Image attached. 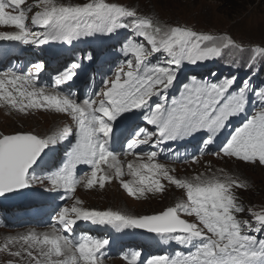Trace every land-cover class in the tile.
Listing matches in <instances>:
<instances>
[{"label": "snow or ice", "instance_id": "obj_1", "mask_svg": "<svg viewBox=\"0 0 264 264\" xmlns=\"http://www.w3.org/2000/svg\"><path fill=\"white\" fill-rule=\"evenodd\" d=\"M24 0H0V25L14 26L18 32H0V41H20L23 44L44 45L49 42L71 43L73 40L101 32L111 34L119 29L131 27L135 35L142 37L149 45L132 44L124 55L129 53L134 59L127 60L124 67L114 74V79L105 80L107 90H102L99 100L85 98L82 103L74 98L55 92L46 94L43 88L36 86L37 74L43 64L34 65L35 71L29 69L25 75L9 71L0 77V100L23 112L26 108L46 107L57 113H67L76 123V141L68 153V160L58 171L43 178H28L29 169L49 145L66 139L71 128H64L46 138L35 134L19 133L0 136V196L18 191L30 184H43L48 181L52 189L63 188L74 191L80 183L75 178L78 165L91 166V178L86 187L92 188L97 180L101 166L116 167L109 163V158L116 161V155L109 150L112 126L122 113L134 109L148 108L153 97H160V102L151 103L144 119L148 125L155 126L156 132L141 128L134 139L126 145L127 152H134L139 146L153 142L155 145L175 141L177 138L194 136L206 130L209 135L204 138V146L214 142V137L226 128L230 118L244 114L251 90L260 101H264V88L250 87V81H244L238 90L229 92L236 82V77L225 78L220 82H208L192 79L184 83L178 98L168 102L167 93L174 85L183 63L196 65L209 59L219 57L221 50L236 46L228 37L217 38L212 35L198 34L181 27L164 30L153 27V22L137 19L131 25L121 22L122 18L135 17L136 13L126 7L93 0L83 6H58L53 0H40L37 11L31 18V25L39 26L42 31L32 32L25 21L31 7L24 9ZM12 5V12L6 8ZM264 54V48L256 49ZM165 53L167 66L149 65L148 57L154 53ZM78 67L73 64L72 68ZM74 72L66 69L54 77L57 86L71 81ZM20 87H16L17 84ZM7 85H12L13 91ZM142 137V138H141ZM225 157L238 158L245 162H258L264 165V108L247 118L242 126H237L226 143L220 149ZM219 155V153H217ZM156 152L148 154V161H153ZM130 174L137 177L141 187H132L123 183V188L130 195H143L145 191H162L164 186L160 178L167 180L178 189L186 190L187 203H177L159 214L133 217L119 211L86 210L73 205L62 208L56 215L51 235L44 234L43 239L35 234L22 237L30 242L29 248H38L42 258H36L35 264H102L103 249L109 243L107 239L81 237L79 240L57 234L69 232L78 221H89L100 225H118L121 228L146 230L154 234H171L179 245H192L195 251L184 255L176 253L175 257L166 255L153 256L146 264H264V239L244 232L240 222L232 214L243 209L235 203L231 189L236 182L230 177L220 179L193 180L178 179L169 174V170L157 163L128 164ZM147 172L150 175H145ZM116 175H123L116 167ZM110 179L99 176L100 187ZM239 186V185H237ZM79 203V202H77ZM181 213L198 218L202 227L181 218ZM254 231L264 230V214L256 216ZM205 229L207 230L205 232ZM210 233L211 235H208ZM78 253V255H77ZM19 255L18 252L13 253ZM32 257L33 252L28 251ZM141 256L133 252L129 264H137ZM64 257V259H59ZM55 258V259H54ZM128 259L127 257H125Z\"/></svg>", "mask_w": 264, "mask_h": 264}, {"label": "rangeland", "instance_id": "obj_2", "mask_svg": "<svg viewBox=\"0 0 264 264\" xmlns=\"http://www.w3.org/2000/svg\"><path fill=\"white\" fill-rule=\"evenodd\" d=\"M92 2L93 0H53L54 4L65 7L83 6L86 3ZM103 2L126 7L128 10L136 13V16L133 18L150 20L154 26L164 30L172 27H181L186 30L195 31L198 34L232 39L236 46L222 49L221 55L223 56L215 57L219 58V61L212 60L215 58L209 59V66L212 63L214 64L209 67L210 69H207L208 71L204 72L206 74H214L217 64L223 68V66H226V62L234 60V72L231 71L230 67L224 68L220 72V74L222 73L220 77L230 76L237 78L234 84L235 87L233 86L234 88L240 87L244 81L250 80V74L256 71L251 69V65L255 64L253 61L262 60L264 63V54L256 51L258 48H264V0H242L241 2H235V0H103ZM39 4L40 0H24V4L21 5V8L24 9L31 7V11L27 13L28 18L25 23L32 32L43 30L39 26L31 25V18L37 11L43 10L39 7ZM12 8L13 6L9 5L6 11L12 12ZM126 18H122L121 22L130 25L129 22L125 21ZM2 20L3 17L0 16V21ZM18 31L19 29L14 26L0 25V32ZM129 39L130 41H134V43L144 44L149 50L151 48V45L147 41L135 35L131 27L116 30L111 34L97 32L90 36L75 39L71 43H47L48 47L57 46L60 49V53L54 58L51 74L45 72L48 66L37 74L36 86L38 87L43 83L47 87L46 89L61 88L64 95L69 98H78L79 103H82L85 98L99 100L101 96L97 95V93L107 90V85L104 81L114 79V74L122 66L127 70V60L134 59L131 53L128 56L124 55L125 50L131 46L129 43H124V40L127 41ZM1 43H8L9 46L12 45L9 51L10 53L13 49L11 59H5L8 63L7 67H10V63L14 60L21 61L25 58V55L20 56L17 51L23 45L22 42L0 41ZM111 48H115V50H111ZM77 51H83L85 56L83 60L75 62L72 56ZM88 51H90V54H87ZM0 53L1 57L3 52L0 51ZM95 53L98 62L92 60ZM259 56L261 58H258ZM166 59L167 54L163 52L154 53L148 57L147 62L151 64H165L164 61ZM34 63L36 62L34 61ZM73 64H78V67L72 68ZM193 66L187 62L183 63L174 85L168 90L167 97L169 103L173 98H178L179 96L182 88V85H179L180 79L186 78L187 80L190 78L189 74H195L196 69ZM66 69L74 72L72 80L60 86L55 85L54 77ZM187 69H189L188 73ZM240 70H244V73H241V77ZM27 72L28 70L21 72V74L25 75ZM3 74L4 72H2L0 77ZM254 85H256V90L264 88L258 86L255 80L251 81L250 87L254 89ZM16 87H20V84L18 83ZM7 88L13 91V95H16L12 85H7ZM256 99L255 96L250 100L248 99L245 113L239 117L230 118V122H226V128L218 133L214 137V142L207 147L204 146V138L209 135L206 130L194 136L177 138L175 141L161 143L159 146L155 145L154 137L153 142L147 146V149L149 150V154L156 152L157 156L153 161L147 160L138 162L135 165L157 163L168 169L170 175L184 180H193L197 176H200L202 179L216 178L220 180L230 177L236 182L231 189L232 194L236 198L235 203L243 209L241 212L233 211L232 213L240 222L242 234L247 232L248 234L257 236L258 239H264V230L259 233L254 231L257 225L256 216L264 214V165H261L258 159L256 162H245L238 158L225 157L220 151L224 143H226V139L234 132L235 127L242 126V123L247 118H250L264 108V103L257 102ZM157 102H160V97H153L149 107L146 109H150L151 103ZM5 104L9 108H13L7 102L0 100V106ZM14 109L18 113L10 112L11 115L0 110V136L27 133L35 134L40 138H46L64 128L72 129V133L66 139L47 147L40 162L50 163L49 167H46L50 171V174L62 168L68 160V153L71 151L72 145L76 141L75 132L77 125L75 121L67 113H54V109L51 111H37L39 108H26L23 112L19 111L18 108ZM135 110L137 109L131 110L129 113ZM142 116L143 111H141L140 116H131L129 114L126 118H120L112 128V140L109 143V150L116 155V161H109V163L115 164L121 171L123 167L120 164H123V166L128 165L129 160H122L123 157L118 153L127 152V143L135 138L139 129L144 128L148 132H156L155 126L148 125ZM121 120L127 123L118 130ZM220 143H222L221 146H219ZM54 164H56L55 167H53ZM116 167L111 172L112 174L116 173ZM45 171H42L38 166L28 175V178L30 181L32 178H43L44 175L48 174H45ZM84 174H87V177L91 178V175H88L87 172H84ZM112 174L107 175L110 179L106 180L107 183L104 182L103 187H100L99 176L97 175L98 178L94 183L95 189L91 191H87V179L81 178L82 184H76L74 191L65 190L66 196L64 201L58 200L59 196L57 197V194L62 192L63 188L52 189L48 181H45L43 184H30L34 192H32L31 197L28 199L27 208L21 207L19 202L6 205L4 208L0 207V264H35L36 257H29L27 253L28 251H32L34 255L35 250L38 248L33 247L30 249V242H26L22 237L35 234L38 238L43 239L44 234L51 235L53 225L59 227L56 224V215L64 207L76 205L86 210L119 211L122 214L127 213L133 217H141L159 214L167 210L168 207H175L177 203H187L186 190L178 189L163 178H160L161 184L169 186L165 197L157 198V195H155L148 199V196L145 194H137L139 196L135 198L129 197L127 190L119 187L117 184L119 183L118 178ZM144 174L150 175L147 172ZM130 176L133 178L132 181L137 182V177L131 174ZM129 184L133 185L131 181ZM6 195L11 194H5L0 196V198ZM13 209L16 212L12 211ZM6 210H8L7 214L10 216L9 219L15 221L13 224L5 219ZM181 218L189 223H196L198 227H202L198 218L194 215L188 216L185 213H181ZM98 231L105 233L103 239L109 241L105 249L102 250L104 253V256L100 258L102 264H121L119 261L129 264L124 254L130 249H135L136 252L139 251L141 253V256L138 258L141 263H145L148 257L156 254L175 257L176 253H182L184 246L189 250L184 255H188L195 251V244L199 242L194 241L192 245H179L170 234L166 236L167 240L163 242L154 240L152 244H148L147 238L139 239L142 234L134 235L135 229L133 228H121L118 225L108 224L100 225L89 221H78L69 232L61 231L57 234L79 240L81 237L93 238L92 233L96 235ZM208 235L211 234L208 233ZM127 236H135L137 239L133 237L136 241L124 242L123 240ZM157 244L164 247L158 250ZM16 252L20 254L18 256L14 255L13 253ZM106 253H109L111 257L117 260L109 259V254L107 259ZM21 255L24 256L23 259H21ZM26 256L30 260L26 261ZM59 259H64V257H60ZM98 264H100V261H98Z\"/></svg>", "mask_w": 264, "mask_h": 264}, {"label": "bare ground", "instance_id": "obj_3", "mask_svg": "<svg viewBox=\"0 0 264 264\" xmlns=\"http://www.w3.org/2000/svg\"><path fill=\"white\" fill-rule=\"evenodd\" d=\"M205 69V68H204ZM38 87H43V89L45 90V92H46V94H54L55 92H61L62 94H64L63 93V90L61 89V88H58V87H54V88H52V89H46L47 87L45 86V84H40ZM77 102H78V98H76L75 99ZM0 110H2V111H5L7 114H9V115H11L10 114V112H12V113H18V111L16 110V109H14V108H9L8 107V105H3V106H0ZM43 111V110H49V111H51L52 109H49V108H46V107H42V108H39L37 111ZM37 111H35V112H37ZM137 113H140L141 112V109H139V110H137L136 111ZM54 113H55V111H54ZM59 114V113H58ZM147 114V111H145V113L143 114V116H142V118H144L145 117V115ZM30 115V114H29ZM138 114H136L135 116H137ZM20 116V115H19ZM11 118V117H10ZM27 121V120H26ZM26 131V130H25ZM147 146H149L148 144H146V145H141L138 149H136L134 152H119L118 154L121 156V157H123V159L122 160H124V159H128L129 160V164L131 163V164H133V165H135L136 163H138V162H143V161H147L148 160V154H149V150L147 149ZM109 161H112L111 160V158H109ZM122 167V173H123V175H121V176H117L116 175V173H114V174H112L111 172H113L114 170H115V168L114 167H108V165L107 164H105V165H102L101 166V171L100 172H98L97 173V175L98 176H100V175H109V174H112L114 177H116V178H118V180H119V183H117L118 185H119V187L122 189L123 187H122V185H123V183H129L130 181H131V183L133 184V185H130V186H132V187H134V188H136V187H141L137 182H134V181H132L133 180V178L130 176V174H129V169H128V165H124L123 166V164H120ZM90 168L91 169V166H88V165H79V167L75 170V178L77 179V180H79L80 181V183H78L79 185L80 184H82V179L81 178H86V179H89L88 177H87V174H84V173H82V169L83 168ZM92 170V169H91ZM105 183H107L106 181H105ZM122 185H121V184ZM95 189V187H94V185H93V187L92 188H88V190L87 191H91V190H94ZM168 189H169V186L168 185H166V186H164V188H163V190L162 191H156V190H153V191H151V192H148V191H145L144 192V194L146 195V196H148V199L149 198H151V197H153V196H155V195H157V198L158 197H160V198H163V197H165L166 196V194L168 193ZM63 190H65V189H63ZM86 190V189H85ZM128 193V192H127ZM126 194V193H125ZM30 194L29 193H27L26 195H24V196H29ZM129 197H132V198H135V197H138L137 195L136 196H133V195H130L129 193L127 194ZM5 197V196H4ZM4 197H1L0 198V201H6V199L4 198ZM141 199V198H140ZM152 199H156V198H152ZM152 199H150V200H152ZM10 200V199H9ZM4 203V205H7V204H5V202H3ZM4 205H0V206H4ZM57 208H58V206H57ZM130 213V212H129ZM132 213V212H131ZM126 215H130V214H127V213H125ZM133 215H134V213H133ZM16 233V232H15ZM19 234V233H18ZM14 237V236H13ZM16 241V240H15ZM14 242V241H13ZM26 242H28V241H26ZM25 242V243H26ZM27 248V247H26ZM133 252H136L135 250H131L130 252H129V254H128V256H127V258H128V262H129V259L131 258V255H132V253ZM188 252V251H187ZM20 254V253H19ZM27 256H28V254H27ZM27 256H26V258H27ZM157 256V255H156ZM34 257H36V258H41L40 257V255H39V249H37V250H35V252H34V255L32 256V258H34ZM153 257V256H152ZM24 258V256L23 255H21V259H23ZM25 258V260L26 261H28V260H30L29 258H27L26 259ZM151 258V257H150ZM149 258V259H150ZM20 260V259H19ZM18 261V260H17ZM121 264H125L124 262H122V261H119ZM110 264H112V263H110ZM137 264H142V263H137ZM146 264V263H145Z\"/></svg>", "mask_w": 264, "mask_h": 264}, {"label": "clouds", "instance_id": "obj_4", "mask_svg": "<svg viewBox=\"0 0 264 264\" xmlns=\"http://www.w3.org/2000/svg\"><path fill=\"white\" fill-rule=\"evenodd\" d=\"M221 56H223V55H221ZM215 61H219L220 59L219 58H215L214 59ZM217 64V63H216ZM227 67H230L231 68V71H235V61L233 60V61H228V62H226V66H223V68H221V66L219 65V64H217V73H219V74H216L215 75V78H216V80L214 81V82H220L221 80H223V79H225V78H231L230 76H226V77H220V75L222 74H220V72H222V70L224 69V68H227ZM221 68V69H220ZM241 73H244V70H240V77H241ZM257 70L255 71V72H252L251 74H250V82L251 81H253V80H255L256 81V83H257V85L258 86H260V87H264V80L263 79H261V78H259L258 76H257ZM213 82V81H212ZM234 86V85H233ZM235 87V86H234ZM234 87H232L230 90H229V92H232V89L233 90H238V88L239 87H237V88H234ZM253 88L254 89H256V85H254L253 86ZM255 95H254V93L250 90L249 91V93H248V97H247V99H251L252 97H254ZM256 97V96H255ZM257 99H256V101L257 102H260V103H264V101H260L259 100V98L258 97H256Z\"/></svg>", "mask_w": 264, "mask_h": 264}, {"label": "trees", "instance_id": "obj_5", "mask_svg": "<svg viewBox=\"0 0 264 264\" xmlns=\"http://www.w3.org/2000/svg\"><path fill=\"white\" fill-rule=\"evenodd\" d=\"M242 0H235V2H241ZM137 19H141V18H126L125 21L129 22L130 25ZM153 27L155 28L156 26L153 25ZM258 58H261L260 56ZM241 63V62H240ZM253 63H255L254 65H251V69L252 70H257V76L261 79L264 80V63L262 60H257V61H253ZM149 64V63H148ZM198 65L200 64L199 62L197 63ZM150 65V64H149ZM160 66H163L162 64H159ZM203 65V64H201Z\"/></svg>", "mask_w": 264, "mask_h": 264}, {"label": "water", "instance_id": "obj_6", "mask_svg": "<svg viewBox=\"0 0 264 264\" xmlns=\"http://www.w3.org/2000/svg\"><path fill=\"white\" fill-rule=\"evenodd\" d=\"M47 149H45L44 150V152L41 154V156L37 159V161L33 164V166L29 169V172H28V174L31 172V170H32V168L40 161V159L43 157V155H44V153H45V151H46ZM30 192V186L29 187H27V188H24V189H21V190H18V191H13V192H11L10 194L11 195H6L4 198L6 199V200H12V199H15V198H17L19 195H21L20 193H23L24 195H26L27 193H29ZM16 193H18L17 194V196H15V194ZM7 194H9V193H7ZM139 231H141V232H147L146 230H141V229H138Z\"/></svg>", "mask_w": 264, "mask_h": 264}]
</instances>
